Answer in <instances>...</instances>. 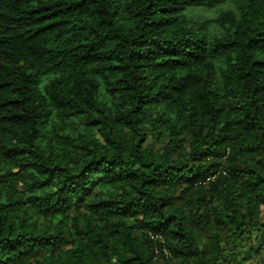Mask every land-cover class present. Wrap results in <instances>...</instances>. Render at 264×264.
<instances>
[{
	"label": "trees",
	"instance_id": "1",
	"mask_svg": "<svg viewBox=\"0 0 264 264\" xmlns=\"http://www.w3.org/2000/svg\"><path fill=\"white\" fill-rule=\"evenodd\" d=\"M263 248L264 0H0V264Z\"/></svg>",
	"mask_w": 264,
	"mask_h": 264
},
{
	"label": "rangeland",
	"instance_id": "2",
	"mask_svg": "<svg viewBox=\"0 0 264 264\" xmlns=\"http://www.w3.org/2000/svg\"><path fill=\"white\" fill-rule=\"evenodd\" d=\"M223 8V5L215 7H194L187 12V15L190 19L198 23L199 20H209L214 18ZM209 26L211 30H217L213 22H210ZM77 129H80V125L78 123H75L73 125V130ZM237 245L239 246V251H243V249H245V241L238 240ZM239 256L240 255L238 254L233 256L235 261L240 260ZM259 261H264V248L262 249V252L259 253V255H253L252 253H248L247 259H242L241 264H259ZM219 264L227 263L220 262Z\"/></svg>",
	"mask_w": 264,
	"mask_h": 264
}]
</instances>
